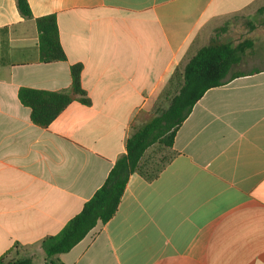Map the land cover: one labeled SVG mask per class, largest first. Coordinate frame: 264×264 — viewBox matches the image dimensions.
Listing matches in <instances>:
<instances>
[{"label": "crops", "instance_id": "0c3cea01", "mask_svg": "<svg viewBox=\"0 0 264 264\" xmlns=\"http://www.w3.org/2000/svg\"><path fill=\"white\" fill-rule=\"evenodd\" d=\"M28 2L34 18L56 15L67 60L42 63L35 21L0 0V257L48 264L42 240L81 212L215 31L240 20L254 43L233 69L243 75L208 90L159 177L133 173L115 216L56 259L264 264V0ZM73 64L90 104L74 99L48 128L35 125L20 88L68 90Z\"/></svg>", "mask_w": 264, "mask_h": 264}, {"label": "trees", "instance_id": "16d2710c", "mask_svg": "<svg viewBox=\"0 0 264 264\" xmlns=\"http://www.w3.org/2000/svg\"><path fill=\"white\" fill-rule=\"evenodd\" d=\"M17 9L25 19L34 20L39 34V52L42 63L66 61L67 56L60 43V33L55 14L34 18L28 0H16ZM264 7L258 10L261 14ZM222 26L215 31L210 42L198 51L189 61L183 74V85L175 95L168 108L154 115L140 128H134L127 140V153L120 157L110 171L104 184L85 203L79 214L73 217L56 235L46 237L41 242L48 264H64L56 259L58 255L70 252L99 223L106 224L118 211L130 176L139 172L148 182L159 174L176 156L172 150L176 134L191 114L196 103L204 94L215 87L227 84L242 76L233 73L246 51L252 50V40L242 41L236 45L221 42L218 34L225 31ZM72 84L70 89L51 92L32 88H20L18 98L22 105L30 108L32 122L41 127L48 126L77 99L83 104H90L86 91L82 87V64L70 66ZM160 145L170 151L169 159L153 174H148L140 167L146 151ZM0 264H33L29 256L7 260L0 257Z\"/></svg>", "mask_w": 264, "mask_h": 264}, {"label": "rangeland", "instance_id": "374dc122", "mask_svg": "<svg viewBox=\"0 0 264 264\" xmlns=\"http://www.w3.org/2000/svg\"><path fill=\"white\" fill-rule=\"evenodd\" d=\"M227 27H229L230 32L224 35L223 32L221 31L219 32L218 37H220L219 39L223 40L224 43H232L236 45L244 41L245 32L246 30H248L249 25H248V21L243 22L240 20H231L229 25L228 26L226 25V28ZM239 68L242 69V67ZM169 104L170 101L169 102L163 101L161 104L162 110H165V108H167ZM170 156H171L170 151L163 146L155 145L149 148L144 158V162H145L144 170L148 174H153L169 159Z\"/></svg>", "mask_w": 264, "mask_h": 264}]
</instances>
